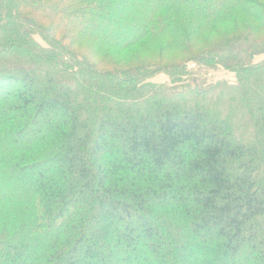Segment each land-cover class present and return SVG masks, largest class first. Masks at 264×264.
Masks as SVG:
<instances>
[{
  "label": "trees",
  "instance_id": "obj_1",
  "mask_svg": "<svg viewBox=\"0 0 264 264\" xmlns=\"http://www.w3.org/2000/svg\"><path fill=\"white\" fill-rule=\"evenodd\" d=\"M0 264H264V0H0Z\"/></svg>",
  "mask_w": 264,
  "mask_h": 264
},
{
  "label": "rangeland",
  "instance_id": "obj_2",
  "mask_svg": "<svg viewBox=\"0 0 264 264\" xmlns=\"http://www.w3.org/2000/svg\"><path fill=\"white\" fill-rule=\"evenodd\" d=\"M216 78V77H215Z\"/></svg>",
  "mask_w": 264,
  "mask_h": 264
}]
</instances>
